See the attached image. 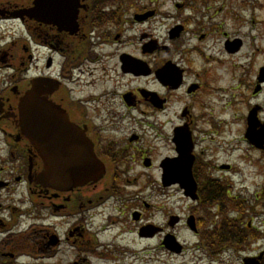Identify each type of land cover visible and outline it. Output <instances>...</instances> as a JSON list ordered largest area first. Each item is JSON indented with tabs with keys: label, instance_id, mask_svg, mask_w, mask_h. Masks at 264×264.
<instances>
[{
	"label": "flooded vegetation",
	"instance_id": "obj_1",
	"mask_svg": "<svg viewBox=\"0 0 264 264\" xmlns=\"http://www.w3.org/2000/svg\"><path fill=\"white\" fill-rule=\"evenodd\" d=\"M36 1L0 0V20L15 21L21 29V40L30 45L23 42L19 47V40L0 33V71L4 73L0 84L8 83L0 88V152H5L0 157V264H130L141 260L144 252L150 254L149 263L175 264L190 251L199 256V261L190 264H261L264 252L249 254L257 240L253 222L259 213L254 203L242 199L239 193L238 200L233 198L230 204L235 202L233 215L228 217L222 203L211 198L219 179L202 171L203 165L208 171L211 168L203 158L205 151L198 147L204 131L195 123L204 125L203 116L191 112L188 99L176 110L173 105L179 103L171 99L180 91L187 96L199 92L201 98L208 93L209 86L202 81H187L182 59L195 30L180 24L179 36L172 39L168 32L158 42L145 28L127 39L129 26L152 23L162 15L154 0H147L132 14V3L127 0H79L70 10V27L52 23L51 11L43 15L37 12ZM21 8H27L28 13L21 12ZM16 11L22 14L16 15ZM203 35L200 33L198 39ZM235 35L224 41L227 54L241 48L243 39L240 36L241 42L236 43ZM129 45H134L135 52L129 50ZM192 47L206 55L203 46ZM104 50L105 54H100ZM24 54L28 62L24 73L30 70L29 77L18 76L19 67L25 64ZM37 54H46L44 64L39 63ZM208 54L206 62H212V52ZM128 58L140 68L129 71ZM211 66V71L219 68L213 62ZM263 66L264 58L247 87L252 100L264 92ZM206 71H199V78L209 76L211 71ZM38 77L59 82L55 88L45 89L44 96L60 105L70 122L79 127L103 165L105 172L95 183L67 191L40 187L35 181L42 159L17 128L16 106L19 96ZM197 102V107L203 109L204 101ZM249 103L242 104L246 111L240 114L244 117V133L250 109L256 110L258 122L264 121V104ZM166 116H176L177 123L165 120ZM183 129L191 137V175L196 185L188 195L180 189L179 181L163 177L167 163L173 167L174 162L179 164L174 133ZM244 133L242 141L247 142ZM78 145L82 143L78 141ZM248 148L264 153V148ZM133 167L145 171L144 180L157 184L153 196L143 198L141 191L131 190L137 178L130 179L127 172ZM221 168L212 171L228 170L230 166ZM155 171V178L147 176ZM19 189L21 196H10ZM101 222L105 226L101 227ZM228 224L235 228L231 239L227 228L220 229ZM109 226L116 230L111 240L101 242L97 237ZM127 234L149 248H127ZM161 255L176 260L169 263ZM234 259L237 262L232 263Z\"/></svg>",
	"mask_w": 264,
	"mask_h": 264
},
{
	"label": "rangeland",
	"instance_id": "obj_2",
	"mask_svg": "<svg viewBox=\"0 0 264 264\" xmlns=\"http://www.w3.org/2000/svg\"><path fill=\"white\" fill-rule=\"evenodd\" d=\"M146 1L127 0V2L132 3L129 14L134 13L138 9L137 7L143 5ZM183 2H185L184 7L175 8L173 6V3L182 4ZM153 4L155 7L158 6L162 15L155 17L152 23L132 24L129 26L127 28V34H129L127 39L138 36L141 29L148 28L149 32L154 33L158 42H161L168 34L170 27L175 24L188 27V30H195L194 34H190L192 37L190 36L191 38L187 40L189 44H187V51H185L182 59L185 62L184 68H186V73L188 74L187 81L192 82L195 78L198 82L202 81L203 85L209 86L208 93L201 98L202 94L199 92L193 96H187L180 91L173 93L171 99L179 103L173 105L175 110L180 109L184 104L186 105L184 101L188 99L191 112L193 114L196 113L197 116L199 114L203 116L205 124L201 125L198 122L195 125L198 129L204 131L200 136L198 147L199 150L205 151L203 158L211 166L208 171V167L203 165L202 171L205 172V175L212 176L216 180L219 179L222 186L227 183L229 185L227 187L229 195L236 198V200H238L239 193H242V199L254 203L255 210L259 213V218L253 222V228H257L262 236H259L257 242L253 244L249 254L257 255L264 251V153L253 151L248 148L247 142L242 141L244 117L240 116V114L246 111L244 105L248 106L247 102H250L249 104L251 105L255 102L264 104V92L257 97V100H252L249 98L248 95L250 94L249 90H247V87L253 82V74L256 71V67L261 64L264 58V0H154ZM168 15H174L175 17H168ZM0 26V31L8 32L7 34H10V38L19 40V47L23 46L19 36L21 29L15 21L0 22ZM200 33L204 35L203 38L198 39ZM187 34H185L184 39H187ZM234 35L233 41L236 43L242 37L241 48L233 54H227L224 50V41L226 38L231 39ZM128 42L129 40H127ZM192 46H203L204 49H207L206 55L200 53V49H194ZM128 48L135 52L134 45H129ZM177 48L184 50L183 47L177 46ZM104 52L105 50L101 51L100 54H105ZM207 52H212L218 59L225 58V60L221 59L222 61L219 64L215 63L219 66V68H215L216 72L214 70L211 71L212 62H206L207 57H209ZM24 56L25 64L19 67L18 76L29 77L31 75L30 70L24 73V67L28 66L26 55L24 54ZM36 57L39 63L44 64L46 54H37ZM58 63L56 60L55 64L57 67ZM206 70L211 71L210 75L199 78L198 72ZM9 74L10 72H8V76ZM3 75L4 73L0 71V79ZM7 84L6 82L0 84V88ZM205 92L206 89L204 88ZM77 96L76 93L73 95L75 99ZM200 99L205 103L203 109L197 107V101ZM242 104L244 105L242 106ZM135 115L132 114L131 116ZM176 116H166L164 119L173 120L174 125L178 121ZM131 124L134 126L132 122ZM130 128L132 126L127 127V129ZM4 153L0 152V157ZM2 165L8 166L7 163ZM222 166H230V168L228 170L223 168V170L212 171ZM144 174L145 171L139 167H133L127 172V177L130 179L137 178V184L132 185L131 190L133 192L141 191L143 198L145 196H153L157 185L151 181L144 180ZM147 176L155 178L157 173L155 171L154 174L150 173ZM10 196L16 199L21 196V190L19 189L15 194L12 191ZM94 225H97V223ZM103 226H105V223L101 222V227ZM227 226L224 225L220 229H226ZM115 230V227L109 226L97 238L101 242L111 240L110 237ZM219 233L221 232L218 231ZM127 235V248L135 251H140L141 248L147 249L148 246L143 241L133 239L131 234ZM116 242L118 241L116 240ZM161 256L163 259H167L169 263L171 261L174 263L176 260L174 257ZM140 257L141 260H133L130 264H158L149 263L150 254L147 255L146 252L141 254ZM192 261H199V256L190 251L184 254L182 259L179 257L175 264H190ZM235 262H237V259H234L232 263Z\"/></svg>",
	"mask_w": 264,
	"mask_h": 264
},
{
	"label": "water",
	"instance_id": "obj_3",
	"mask_svg": "<svg viewBox=\"0 0 264 264\" xmlns=\"http://www.w3.org/2000/svg\"><path fill=\"white\" fill-rule=\"evenodd\" d=\"M79 0H37L36 10L41 15L44 11H51L50 21L70 27L71 11ZM55 11H65L69 14L63 16ZM73 15V14H72ZM38 18L40 15L37 16ZM131 61H127L129 66ZM264 72V69H262ZM43 79H36L32 88L20 98L19 125L22 133L36 146L41 158L43 168L36 176L35 181L43 186L57 189H70L84 184L89 180H97L104 172V168L93 155L90 144L83 139L77 126L68 122L65 112L54 103L40 96L44 93L41 88ZM256 110L252 109L247 116V129L245 137L258 148L264 144V122L258 124L255 116ZM71 138L75 142H69ZM48 141L50 143L48 144ZM78 141L82 145H78ZM182 146L179 147V164L167 163L164 168V176L179 181L180 187L189 194L194 192L195 183L191 176V159L189 157L188 138L180 135ZM77 143V144H76ZM172 176V177H171Z\"/></svg>",
	"mask_w": 264,
	"mask_h": 264
},
{
	"label": "trees",
	"instance_id": "obj_4",
	"mask_svg": "<svg viewBox=\"0 0 264 264\" xmlns=\"http://www.w3.org/2000/svg\"><path fill=\"white\" fill-rule=\"evenodd\" d=\"M215 186V188H217V191L220 189V191H218V195H219V197L220 196H222V188L220 187V185H214ZM227 230H228V236H230V235H233V234H236L235 233V228H233V227H231V226H228V228H227Z\"/></svg>",
	"mask_w": 264,
	"mask_h": 264
},
{
	"label": "bare ground",
	"instance_id": "obj_5",
	"mask_svg": "<svg viewBox=\"0 0 264 264\" xmlns=\"http://www.w3.org/2000/svg\"><path fill=\"white\" fill-rule=\"evenodd\" d=\"M213 55L214 54L212 53L211 56H210L211 57V61L213 62V64H215V63H218L219 64L220 61H222V60L214 57Z\"/></svg>",
	"mask_w": 264,
	"mask_h": 264
}]
</instances>
